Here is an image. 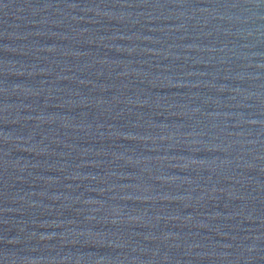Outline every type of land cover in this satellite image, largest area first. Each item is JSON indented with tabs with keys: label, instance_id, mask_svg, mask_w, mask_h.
I'll return each instance as SVG.
<instances>
[{
	"label": "water",
	"instance_id": "95a60500",
	"mask_svg": "<svg viewBox=\"0 0 264 264\" xmlns=\"http://www.w3.org/2000/svg\"><path fill=\"white\" fill-rule=\"evenodd\" d=\"M0 264H264V0H0Z\"/></svg>",
	"mask_w": 264,
	"mask_h": 264
}]
</instances>
